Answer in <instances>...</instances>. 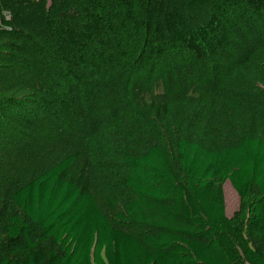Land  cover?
Returning a JSON list of instances; mask_svg holds the SVG:
<instances>
[{"label":"trees","instance_id":"trees-1","mask_svg":"<svg viewBox=\"0 0 264 264\" xmlns=\"http://www.w3.org/2000/svg\"><path fill=\"white\" fill-rule=\"evenodd\" d=\"M237 1L0 0V45L18 55L9 69L18 70L1 72L0 84L25 91L31 81H43L45 92L48 83L56 85L53 70L74 80L78 69L103 71L109 54L127 56L144 46L159 57L171 49L198 62L218 57L234 25L228 9ZM244 1L253 11L264 10V0ZM67 99L54 97L59 115ZM49 129L41 128L47 145ZM13 149L27 158L34 151L28 153L27 141ZM173 149L182 177L158 143L140 155L120 151L129 197L110 216L96 204L78 151L26 182L16 171L7 173L8 187L0 193V264H264V139L245 136L215 151L202 136L176 137ZM225 182L239 198L238 215L257 238L256 248L225 213ZM252 190L256 197L243 209ZM107 203L115 206L112 198ZM48 241L59 253L44 248Z\"/></svg>","mask_w":264,"mask_h":264},{"label":"rangeland","instance_id":"rangeland-1","mask_svg":"<svg viewBox=\"0 0 264 264\" xmlns=\"http://www.w3.org/2000/svg\"><path fill=\"white\" fill-rule=\"evenodd\" d=\"M236 3L237 8L230 5L227 12L226 18L234 25L218 57L198 62L175 49L159 57L144 46L127 56L109 54V67L103 71L78 69L74 80L64 77L62 69L53 70L50 74L56 85L48 83L45 92L43 81H31L25 91L0 84V193L8 187L7 173L16 171V177L20 174L19 179L26 182L50 162L78 151V167L86 165L96 204L110 216L129 197L121 184L122 149L140 155L158 143L175 176L182 177L173 149L176 137L201 141L202 136L215 151L245 136L264 139V10L253 11L244 0ZM112 57H118L116 65ZM17 58L0 45V73L17 71L9 70ZM42 73H36L40 79ZM63 94L68 96L67 109L59 115L54 97ZM47 127L48 145L41 131ZM58 130L65 134L59 135ZM28 137L33 139L32 147ZM26 141L28 153L34 150L32 158L13 149ZM222 189L227 217L241 224L249 245L256 248L257 238L248 233L246 220L238 215L239 198L229 190L228 182ZM254 194L252 190L243 209ZM108 198L115 206L107 203ZM3 244L1 235L0 252L5 253ZM43 246L59 253L51 241Z\"/></svg>","mask_w":264,"mask_h":264},{"label":"crops","instance_id":"crops-1","mask_svg":"<svg viewBox=\"0 0 264 264\" xmlns=\"http://www.w3.org/2000/svg\"><path fill=\"white\" fill-rule=\"evenodd\" d=\"M229 184V183H228ZM229 190H231L232 191V193H234L236 196H237V194L235 193V191L233 190V188L231 187V185L229 184ZM224 191V190H223ZM238 197V196H237Z\"/></svg>","mask_w":264,"mask_h":264}]
</instances>
